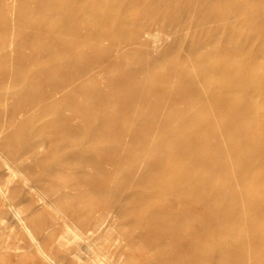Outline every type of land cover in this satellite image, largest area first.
Segmentation results:
<instances>
[{
	"label": "rangeland",
	"instance_id": "374dc122",
	"mask_svg": "<svg viewBox=\"0 0 264 264\" xmlns=\"http://www.w3.org/2000/svg\"><path fill=\"white\" fill-rule=\"evenodd\" d=\"M40 1L49 0H0V244L3 252H13L9 259L2 254L0 264H45L36 247L54 264H155L169 259L180 264L195 258L181 252L182 247L204 242L201 258L207 264H258L253 236L247 247L231 254L207 241L219 231L216 225L185 236L195 229L191 222L209 227L211 217L228 214L223 202L218 210L206 207L204 199L210 197L201 189L194 191L197 200L190 201L194 209L202 207L199 214L191 209L190 225L167 222L153 207L166 201L151 190L158 173L147 165L160 156L157 146H174L170 140L179 136L170 130L184 124L172 119L184 107L183 98L173 107L164 101L169 94L176 98L175 85L183 81L175 73L189 54L181 37L205 42L213 30L220 35L225 1L102 0L104 8L115 1L117 10L108 18L89 16L93 24L88 26L75 19L71 33L75 24L79 33L64 38L55 35L60 29L53 21L63 19L64 13L52 6V12L40 9ZM234 4L232 0L233 9ZM120 19L127 21L123 31ZM240 19L233 10L231 20ZM92 51L103 55L102 60L87 59ZM195 68L191 65L190 70ZM88 69L94 79L79 80L70 88L72 72L82 70L79 78ZM41 84L61 88L40 96ZM154 108L161 114L172 110L165 126L169 138L148 131L151 150L132 156L129 153L143 145L131 135H141L142 119ZM105 122L111 123L109 131ZM163 122L158 115L148 125L159 128ZM105 154L111 157L105 159ZM201 176L208 175L203 171ZM170 179L167 185L174 186ZM190 185L177 190L193 188ZM178 211L165 208L163 215L177 216ZM221 226L226 243L232 249L238 246L233 233L238 234L242 224L229 221Z\"/></svg>",
	"mask_w": 264,
	"mask_h": 264
},
{
	"label": "bare ground",
	"instance_id": "6f19581e",
	"mask_svg": "<svg viewBox=\"0 0 264 264\" xmlns=\"http://www.w3.org/2000/svg\"><path fill=\"white\" fill-rule=\"evenodd\" d=\"M224 1L226 4L222 13L225 22L218 29L221 32L220 35L217 34V30H213L209 32L205 42L200 40L192 42L191 39L181 37V40L187 42L189 54L176 68L175 73L181 76L183 81L175 85L173 93L176 98H171L169 94L164 101L168 103L167 107H173L177 99L183 98L184 107L179 113L174 112L175 118L172 119L184 124L182 128L170 130L179 136L177 140L170 138L174 146L173 144V147L167 144L155 146L160 156L147 162L149 169L152 171L156 168L155 171L158 173V178L152 181L154 184L151 185V190L163 195L167 202L153 207L159 210L164 218L166 217L167 222L180 220L190 225L187 215L190 214L191 209L196 210L197 213L198 208L202 209V207L194 209L190 201L198 198L194 194L195 189L203 190L210 197L203 198L206 207L218 210L219 203L223 202L228 214L223 217L216 215L211 217L209 227L191 222L195 229L185 236L190 238L193 233L202 234L216 225L220 228L219 231L207 241L209 244L210 242L219 244L226 254H231L230 251L233 252L239 247H247L248 237L253 236L256 238L252 243L256 250L253 258L259 261L258 264H264V262L260 263L264 259V0H235L234 9L232 0ZM102 4V0H96L95 4L85 3L84 0H49L40 1L38 6L49 12H52V6L56 11L64 13L63 19H53L56 21L55 27L57 25L60 29L55 35L57 38H64L69 33H79L76 24L75 30L71 33L75 19L80 18L79 21L83 23L87 21L88 26L93 24L89 16L108 18L117 10L115 1H109L105 8ZM233 10L238 11L241 17L236 23L231 20ZM126 22V19L119 20L122 31ZM196 35L200 36V34ZM102 36L103 33L99 32L98 37L102 38ZM93 37L94 35L91 36L90 41L94 40ZM78 42H74L76 46ZM119 45L120 43L116 44V46ZM207 46L211 47L210 51L207 50L208 52ZM102 56L92 51L87 55V59L94 57V59L102 60ZM211 57H216V61H211ZM191 65H195V70H190ZM81 73L82 70L72 72V76L70 75L68 79L70 88L75 87L79 80L92 81L95 77L93 70L88 69L87 74L77 78L76 76ZM215 73L219 75L216 79L213 77ZM164 76L161 75L162 78ZM41 85L40 96L49 89L61 88L60 85L54 87ZM209 91L213 94L208 95ZM90 94L96 95L97 91L91 90ZM71 107L74 109V105ZM195 108L197 110L192 111ZM169 112L161 114L154 108L151 109V113L143 117V129L139 130L141 135L136 133L131 135L133 140L136 138L142 142L143 147L139 151L132 150L133 152L129 154L134 156L135 152L139 155L151 150L153 143L149 140L150 137L146 136L148 131L153 134L159 132L161 135H167V139L169 138L170 131H167L169 128L165 127L169 123ZM158 115H163V126L159 128L149 126V121H153ZM103 125L107 131L111 129L110 122H105ZM120 130L124 131V125ZM255 132L258 134L256 137L252 136ZM115 155L116 153L113 156ZM104 156L105 159L111 157L106 154ZM203 171L205 175H208L206 178L201 176ZM168 178L173 179L171 184L174 186L167 185ZM186 183L193 185V188L186 191H179V188L177 190V186ZM165 208L179 210L180 214L163 215ZM240 210L241 212H238ZM229 221L242 224L239 233H233V239L238 240V246L233 249L229 242L226 243L224 227L221 226ZM168 230L171 229L168 228ZM257 238L261 240L259 243H256ZM30 239L34 242L31 236ZM203 245L205 246L206 243L182 247L181 252L193 255L195 258L180 264H207L206 260L201 258ZM3 249H5L3 244H0L1 258L5 256L2 254L8 255V259L13 256L12 251L6 250L7 253H5ZM36 251L45 264H54L40 248L36 247ZM155 264H178V262L169 259L168 261L160 260Z\"/></svg>",
	"mask_w": 264,
	"mask_h": 264
}]
</instances>
